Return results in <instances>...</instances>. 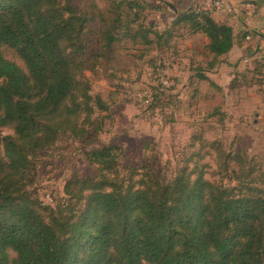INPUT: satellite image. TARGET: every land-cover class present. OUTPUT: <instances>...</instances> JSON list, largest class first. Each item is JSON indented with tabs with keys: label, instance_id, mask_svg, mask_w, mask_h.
I'll return each mask as SVG.
<instances>
[{
	"label": "trees",
	"instance_id": "obj_1",
	"mask_svg": "<svg viewBox=\"0 0 264 264\" xmlns=\"http://www.w3.org/2000/svg\"><path fill=\"white\" fill-rule=\"evenodd\" d=\"M112 4L103 50L90 54L88 16L73 0H0V128L14 129L0 137V264H264V191L219 186L203 172L193 178L196 166L170 181L154 164L137 179L133 168L126 183L123 148L105 143L86 150L95 174L68 180L63 202L44 204L32 189L37 158L61 138L98 141L97 113L110 106L85 75L98 69L92 60L124 38L162 51L173 37L172 29L133 27L143 2ZM175 19L209 38L212 65L234 46L233 28L196 6Z\"/></svg>",
	"mask_w": 264,
	"mask_h": 264
},
{
	"label": "rangeland",
	"instance_id": "obj_2",
	"mask_svg": "<svg viewBox=\"0 0 264 264\" xmlns=\"http://www.w3.org/2000/svg\"><path fill=\"white\" fill-rule=\"evenodd\" d=\"M73 1L88 16V52H102L100 31L104 17L112 14V0ZM138 1L144 4L133 27L143 23L159 32L172 29L168 48L161 51L156 45H135L124 38L114 49L104 50L105 56L92 60L98 69L89 68L85 75L93 82V94L102 95L110 106L97 113L103 123L98 141L61 138L37 158L32 189L41 202L55 207L68 197V180L75 175L94 176L95 165L86 150L115 143L123 148L121 177L126 183L133 168L139 169L137 179L147 165L154 164L170 181L183 166H196L193 178L203 172L205 179L219 186L264 191V46L246 47L235 64L217 71L230 82L228 87L209 77L199 80L203 72H195L197 67L208 68L205 35L189 33L173 22L177 13L197 7L202 0ZM229 8L227 3L221 11ZM253 36L248 40L257 39ZM5 54L25 67L13 49L5 48ZM161 92L165 95L160 105L151 109L149 96ZM13 134L12 126L0 128V137Z\"/></svg>",
	"mask_w": 264,
	"mask_h": 264
},
{
	"label": "crops",
	"instance_id": "obj_3",
	"mask_svg": "<svg viewBox=\"0 0 264 264\" xmlns=\"http://www.w3.org/2000/svg\"><path fill=\"white\" fill-rule=\"evenodd\" d=\"M242 2H253L255 4L254 9L245 8V4ZM230 8L229 11H218L212 13V17L219 23H225L233 28L234 33V46L227 53L221 56L217 63L213 64L214 55L207 47L209 57L207 58L208 68L201 70V66H198L195 72L205 73L207 78L209 77L220 87H228L230 82L222 80L219 69L223 70L228 65L239 59L240 56L245 54L246 47L254 45L262 48L264 46V0H227ZM197 34L203 35L204 33L198 32ZM205 35V34H204ZM242 35V36H240ZM252 35H257V39L249 41L248 39ZM253 36V37H254ZM205 41L208 46L210 43L209 38L205 35ZM264 61V56L261 57ZM264 66V65H263ZM208 72V73H207ZM199 80H209L200 79Z\"/></svg>",
	"mask_w": 264,
	"mask_h": 264
},
{
	"label": "built area",
	"instance_id": "obj_4",
	"mask_svg": "<svg viewBox=\"0 0 264 264\" xmlns=\"http://www.w3.org/2000/svg\"><path fill=\"white\" fill-rule=\"evenodd\" d=\"M227 4V0H202V2L197 5L198 12H209L214 13L215 11H221L225 8ZM245 7L248 9H254L255 4L253 2H246L244 3ZM152 95L149 96V102L153 100Z\"/></svg>",
	"mask_w": 264,
	"mask_h": 264
}]
</instances>
